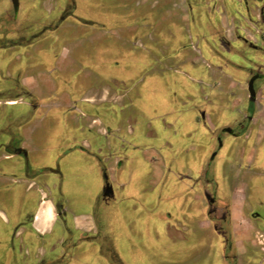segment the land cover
I'll return each mask as SVG.
<instances>
[{
  "label": "crops",
  "instance_id": "crops-1",
  "mask_svg": "<svg viewBox=\"0 0 264 264\" xmlns=\"http://www.w3.org/2000/svg\"><path fill=\"white\" fill-rule=\"evenodd\" d=\"M71 1L75 2L18 0L17 10L14 11L10 0H0V132L9 126L12 135L17 138V152L0 150V264H124L118 253V244H128L130 241L128 224L132 221L128 220L126 212L116 210L114 204L117 201L115 183L119 180V174L124 172L126 156L117 154L114 132L100 124L97 117L84 116L83 113L78 116V104L92 112L104 111L109 122H115L117 110H126L128 115L140 117L146 122L159 121L170 115L181 118L188 112L194 120L200 116L204 121L210 120L211 117L205 110L206 106L212 104V99H215L218 110L226 113L223 124L232 116L238 119L236 112L227 108L231 101L227 95L229 83L222 85V81H226L224 71L229 67L228 60H224L222 54L224 51H230L226 46V49L224 48V42L229 47L230 44L243 42L254 51L264 54V35H261L264 34V29L247 31L243 38L226 33L227 27H235L238 20L241 22V28L245 25L254 27L259 23V10L264 8V0H236L234 4L219 0L215 7L209 6L208 0H160L164 10H174L172 17L183 24H189L190 20L199 25L207 24L208 21L211 26L219 27L218 38L211 34L209 41L201 40L206 48L205 55L210 56L217 64L211 65L201 58L202 53L197 48V43L199 55L196 54L187 61L200 64L197 70L191 68V72L207 81L204 83L201 80H192L194 84H198L195 88L187 90L186 87H178L175 93L168 92L173 98L180 91L181 97L179 94L178 99L181 109L176 108V103L169 100V96L165 98L167 94L160 87L159 75H162L164 68L152 65L141 73L140 80L135 78L137 80L132 81L130 74H122V78L108 77L104 80L109 82L108 84L103 82L104 84L89 88L88 94L81 96L79 101L65 92L55 94V98H51V95L57 92V81L60 80L52 74L73 70L66 62L69 53L62 49H52L50 40L58 39L59 35L47 31L41 37L30 40L29 45L11 47L7 43L17 38L18 34L14 29L21 27L17 17H24L26 11L33 7L55 15L53 22L43 26L57 24V29L61 31L64 26H71V21L81 26H92L94 23L85 25L74 16L60 21V11L66 4H71ZM142 1L147 3L155 0ZM77 5L76 2V10ZM184 9L186 18L180 14ZM229 9L236 11L230 14L231 20L228 17ZM210 10L215 13H210ZM46 33H50L48 37ZM218 39L221 41L218 42ZM17 49L22 52L17 51L14 57H10ZM46 51L53 58V65L49 69L33 70L34 67L28 65L29 61L25 65L20 61L22 56L30 58L33 55L46 54ZM256 58L257 63L253 65L252 70L264 74V56L260 57L258 53ZM234 66L238 70L241 69L236 64ZM168 70L180 74L178 69ZM94 76L100 81V74ZM244 76L246 78V75ZM138 85L139 90L136 89ZM247 94L248 99L239 113L242 114L246 110L248 101L254 102L248 122L250 127L247 126L238 137L221 134L222 145L215 158L212 161L209 158L203 159L196 173H199V177L187 176V180L201 185L204 179L200 178V173L204 171L208 178L212 172L211 167L220 163L218 153L222 150L229 153L231 151L233 156L227 157L226 160L232 164L244 162L251 165L260 160V148L264 143V81L257 87L253 99H250L248 92ZM15 107L18 109L11 110ZM50 111L55 112L53 121L56 125L53 131L47 128L46 134H43L36 131L39 126L31 130L32 120L37 121V116L44 112L48 114ZM231 113L235 114L230 115ZM221 126L220 129L223 128ZM209 128L213 143V148L210 144L209 149L215 151L218 135L214 133L215 130L211 132L213 127ZM71 132L72 135L68 137L67 134ZM224 136L231 140L225 142ZM144 137L158 139L159 135L156 129H151L145 132ZM32 138L42 139L45 143L32 145ZM238 138L244 142H232ZM247 141L251 150L245 148ZM165 144L170 145L160 136L158 145L142 150L144 156L146 155L144 159L150 164L151 184H158L163 179L162 149ZM81 174L86 175V178ZM234 177L235 175L230 176V173L228 176L222 173L217 181L215 176H211L217 185V192L212 200L206 195V191H210L206 187L199 194L198 201L203 212L201 223H207L210 231L220 239L223 251V237L212 225L216 217L214 214L210 215L207 208L210 202H213L212 208L218 211L226 208L228 233L236 251L234 258L222 256L224 264H264V196L250 199L247 193L248 184L244 181L236 182ZM183 178L185 177L179 179ZM80 179L84 180L85 184L94 182L93 189H85L82 197H78L77 193L73 194L68 188L71 183L74 184ZM121 186L124 187V184ZM240 186H243V193L239 192ZM125 218L128 222L123 220Z\"/></svg>",
  "mask_w": 264,
  "mask_h": 264
},
{
  "label": "rangeland",
  "instance_id": "rangeland-1",
  "mask_svg": "<svg viewBox=\"0 0 264 264\" xmlns=\"http://www.w3.org/2000/svg\"><path fill=\"white\" fill-rule=\"evenodd\" d=\"M208 1H210L209 6L212 5V7L219 2V0ZM76 2L78 5L75 18L89 20L94 24L81 26L71 21V26H64V30L52 31V34L59 35L58 39L49 41L53 45L52 49L54 48V51L62 49L68 52L66 62L72 66L73 70L52 74L58 76L60 80L57 81V92L52 94L51 98H55V94L65 92L79 101L81 96L88 94L89 88L96 87L97 84H108L109 82H104L108 77L122 78V74L125 76L130 74V78L134 81L139 79L141 73L152 65L164 68L162 75H159L160 87L167 94L165 98L169 96V100H173L178 108L181 106L178 99L180 91L175 95L177 98H172L168 92L175 93L178 87L191 90L198 85L192 80H201L204 83L207 81L191 72V68L197 70L200 64L187 61L196 54L199 55L198 50L190 46V44L197 43L199 44L197 48L202 53L201 58L211 65L216 63L210 56L205 55L206 48L202 43V41H209L213 34L210 22L199 25L194 20H190L189 24H183L177 18L172 17L174 10H164L160 0L147 3L142 0H75ZM227 2L234 4L236 0H227ZM235 12L229 9L228 17ZM185 13L184 9L180 14L185 15L184 18H186ZM210 13L214 14L215 11L210 10ZM54 16V14L33 7L26 11L24 17L18 16L17 21L25 36H34L39 34L43 25L53 22ZM229 19L231 20V17ZM240 24L239 20L235 22V33L243 38L244 32L238 29ZM233 30V25H229L226 33H232ZM49 34L46 33V37ZM229 50L222 54L224 60H228L229 66L224 71L226 81H222V85L226 86L225 82L229 83L227 95L231 101L227 108L229 111L236 112L238 119L232 116L222 124L226 113L218 110L215 99H212L211 105L206 106V114L211 118L204 121L200 116L194 120L188 112L181 118L170 115L159 121L146 122L140 117L128 115L126 110L121 112L116 109L115 122H109L105 118L104 111L94 110L92 112L78 104L80 110L78 116L83 113L84 116L97 117L100 124L114 132L117 154L122 157L126 156L124 172L119 174V180L115 183L117 201L114 204L116 210L126 212L128 220L132 221L128 224L130 241L128 244L120 242L118 244V253L124 264H224L222 256L235 257L236 249L232 247L231 235L227 236L230 248L222 251L220 239L210 231L206 226L207 223H201L203 212L198 200L203 184L198 188L192 180L186 178L187 176L195 177L201 161L210 158L213 153L209 127L214 128L213 130L211 128V132L215 130V134L222 136L219 133L221 125V127H235L236 121L241 118L242 114L239 112L248 99L247 91H245L246 83L243 80L245 72L248 73V70L256 65L258 53L260 57L264 56L263 52L254 51L243 42L230 44ZM17 51L22 52L17 49L11 53L10 57H14ZM16 60L19 59L16 58ZM20 61L24 65L29 61L28 65L34 67L33 70L49 69L53 65V58L48 51L46 54L33 55L30 58L22 56ZM234 64L240 66L241 69L238 70ZM168 68L178 69L180 74H174ZM95 74H100V81L94 76ZM257 82L258 80L255 85ZM139 86H136V89L139 90ZM137 106L139 107V103ZM17 109L18 107H15L11 110ZM47 113L44 112L39 115L40 117L37 116V121L32 120L31 130L39 126L40 128L36 131H41L43 134H46L47 128L53 131L56 125L53 121L55 112ZM233 114L235 113L230 115ZM243 114L248 113L244 110ZM247 126L250 127V124ZM151 129L157 130L158 139L144 137L145 132ZM69 135L71 136L72 132L67 134L68 137ZM160 136L163 137L165 143L170 145L165 144L162 149L164 154L163 179L158 184H151L150 164L144 159L146 155L144 156L142 150L158 145ZM224 138L225 142L231 140L227 136ZM32 140V145L35 146L45 143L39 138H32ZM232 142L240 144L244 141L238 138ZM246 143L245 148L251 150L249 141ZM210 144L212 148L209 149ZM260 152V160L247 165L244 162L232 164L226 160L227 157L233 156L231 151L229 153L222 150L218 153L221 161L215 167L214 165L211 167L212 172L208 178L215 176L219 181L220 174L228 176L230 173V176L235 175L234 181H244L248 184L247 193L250 199L262 197L264 196V143ZM81 176L86 178V175L81 174ZM181 177L185 178L180 180ZM83 181L80 179L74 184L71 183L68 187L69 191L82 197L85 189H93L94 182L85 184ZM211 181L213 182L212 179ZM122 184L124 187L121 186ZM210 191L211 194L213 191L216 194L217 187L214 190L211 188ZM239 192L243 193V186H240ZM123 220L128 222L126 218ZM224 228L229 231L228 220L224 223Z\"/></svg>",
  "mask_w": 264,
  "mask_h": 264
},
{
  "label": "flooded vegetation",
  "instance_id": "flooded-vegetation-1",
  "mask_svg": "<svg viewBox=\"0 0 264 264\" xmlns=\"http://www.w3.org/2000/svg\"><path fill=\"white\" fill-rule=\"evenodd\" d=\"M70 3L71 4H66L63 7V9L60 11V14H61L60 17H59L60 21L64 20L68 16H74V13H75V10H76L75 9V2L71 1ZM259 16H260L259 23H256L254 25V27H252L250 25H245L247 28H243L245 30H242L241 26L239 25L238 29L242 30L244 33H246L247 31L248 32H252V30L254 31L255 29L258 30V28L261 29V30L264 29V8L262 10H259ZM79 22L83 23L85 25H92L93 24L92 21L90 22L89 20L87 21V20H83V19L82 20L80 19ZM258 25L260 27H258ZM58 27H59V25H57V24L56 25L43 26L42 30L39 32V34L34 35V36H29V35L25 36L23 34V32H22V29L20 27H18V28L14 29L15 33L18 34L17 38L15 40L8 41L7 44H9V46H11V47H13L15 45H17V46L29 45L30 44V42H29L30 40H32L34 38H39V37H41L43 35L44 32L54 31ZM211 28H212V31L213 30L215 31V33H213V34H215L217 36V38H218L219 37L218 27L211 26ZM235 30H236V27H234V30L232 31L233 35H235L236 37H239L238 34L235 33ZM26 39H29V40H26ZM220 41H221V39H218V42H220ZM195 45L196 44H190L192 49H197ZM225 46H226V48L230 49L229 45L227 46V44L224 42V48H225ZM243 80L246 83L247 92H248V84H249V82H252V87H253V90H254V93H255V96H256L257 87L261 83H263V81H264V74H262L260 71H255V70L253 71L252 69H250V70H248V73L246 74V78H243ZM257 80H258V82L255 85V82ZM10 104H11V102H10ZM253 105H254L253 101H248L247 105H246V108H245L248 114L242 115L241 118L236 121L235 127H223V128L220 129L219 133L220 134H227V135L232 136V137L240 136L241 133L244 132V130L247 127L248 122L250 121L249 116H250V113L253 112ZM12 134H13V132L10 131V127L9 126H8V128L6 130H3V131L1 130V132H0V150H5V151H9V152H17V138H16L15 135H12ZM221 145H222L221 137H220V135H218V136H216V148H215V151H213L212 155L209 158L210 161H212L215 158L216 152H217V150H219L221 148ZM200 174H201L200 178L204 179L203 182H202L203 188L200 189V190H202L201 193L203 192L205 187L207 189L211 190V188H212L214 190L216 188V186H217L214 183V181L212 182L211 179H207L206 178V173L204 171H202ZM196 177H199V173L196 174ZM205 184H206V186H205ZM201 185H197L198 188H200ZM210 192L211 191H209V192L206 191V195L209 196L210 200H212L215 197V192L213 191L214 193L212 192V194ZM208 204L209 205H208L207 211L209 212L210 215L214 214V216L216 217V218H214V221H213L212 225H214V227H216L219 230V232L221 233V236L223 237L222 241H223L224 251L228 250V248H230V242H229L228 237H227L229 233H228V230H226L224 228V223H226L227 220H228V216H227V213H226V208L222 209L221 211H218L217 209L212 208L213 202H210ZM224 257H226V256H224Z\"/></svg>",
  "mask_w": 264,
  "mask_h": 264
},
{
  "label": "water",
  "instance_id": "water-1",
  "mask_svg": "<svg viewBox=\"0 0 264 264\" xmlns=\"http://www.w3.org/2000/svg\"><path fill=\"white\" fill-rule=\"evenodd\" d=\"M10 1H11L13 8H14V11H16L17 7H18V0H10ZM248 93H249L250 99H253L255 96V93H254V90L252 87V82H249V84H248Z\"/></svg>",
  "mask_w": 264,
  "mask_h": 264
}]
</instances>
